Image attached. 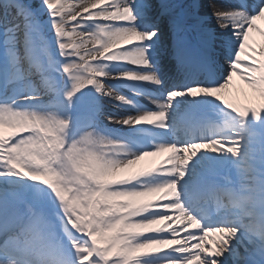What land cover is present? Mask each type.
I'll return each instance as SVG.
<instances>
[{"label":"snow or ice","instance_id":"obj_1","mask_svg":"<svg viewBox=\"0 0 264 264\" xmlns=\"http://www.w3.org/2000/svg\"><path fill=\"white\" fill-rule=\"evenodd\" d=\"M212 7L215 27L200 0H0V264H264V0ZM234 76L259 106L220 95Z\"/></svg>","mask_w":264,"mask_h":264},{"label":"bare ground","instance_id":"obj_2","mask_svg":"<svg viewBox=\"0 0 264 264\" xmlns=\"http://www.w3.org/2000/svg\"><path fill=\"white\" fill-rule=\"evenodd\" d=\"M26 2H29L33 5V7H38L40 0H26ZM212 5L217 6H227L226 3L220 1V0H201V8H200V14L207 17V23L210 27H215V19L212 16L213 7ZM46 16H42L40 18L44 19L43 23H46L48 20L47 14H43ZM257 27L264 32V21H258ZM49 35H51L49 33ZM2 39V38H0ZM250 44L259 51V48L262 44H264V36H261L259 32H253L250 34ZM54 47V46H53ZM127 88V87H125ZM128 89V88H127ZM220 95L227 99L229 102L235 103L240 106H259L262 101L260 100L259 94L253 92L251 89H249L240 79L238 76L233 77L232 85L230 88L224 90ZM181 102V101H177ZM105 107L103 109L107 110V108L113 110L119 109L117 107H113L111 104H109L107 101H104ZM128 112H131L130 109H127ZM107 112L103 114L104 119L108 121L107 118ZM129 114V113H128ZM117 116H123L122 113H119ZM116 127H119L120 129H124L126 131H130V129L126 128L125 126H121L118 124H115ZM10 131H3V135L7 136L10 135ZM152 162H155L153 158L146 157L144 160L138 162L136 165L133 166L132 171H140L144 170L152 164ZM138 165V166H137ZM233 172H236V170H233ZM237 175H240L238 172ZM31 186V182L28 181H22L20 182V187L23 189L24 187ZM45 191H47L45 189ZM150 200H157L158 196L156 197H150L148 198ZM162 225H156L155 227H161ZM175 226V225H174ZM153 264H159V261H154Z\"/></svg>","mask_w":264,"mask_h":264}]
</instances>
